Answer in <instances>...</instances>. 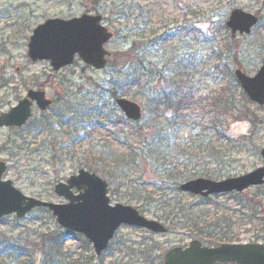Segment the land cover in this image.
<instances>
[{"label": "rangeland", "instance_id": "obj_1", "mask_svg": "<svg viewBox=\"0 0 264 264\" xmlns=\"http://www.w3.org/2000/svg\"><path fill=\"white\" fill-rule=\"evenodd\" d=\"M233 8L259 14L260 21L251 34L236 37L237 49L232 53L235 60H227L231 76L219 72L216 78L208 75V70H213L216 46L230 37L224 21ZM82 12L100 14L101 23L114 33L105 43L111 52L105 68L93 69L76 57L71 65L55 71L46 60L32 62L28 58V36L36 25L48 17L68 18ZM133 40L137 42L138 58L134 52L122 55ZM263 56L261 0H0V112L7 111L30 88H42L53 101L43 111L33 106L32 118L25 125L0 128V160L7 163L2 176L24 195L63 203L65 200L53 191L54 184L80 168L88 169L85 162L93 156L94 145L113 144L122 150L134 138L132 130L137 127L119 119L123 114L110 95L111 89L118 96L138 101L145 118L155 113L157 107L151 98L161 86L165 88V83L182 89L190 82L196 91L211 92L212 82H236L232 70L236 65L253 75ZM129 60L133 62L128 65ZM192 63L195 69L187 70L186 66L190 69ZM180 66L184 68L176 72ZM129 67H136V85L129 86L124 81ZM237 106L247 118L227 120L224 134L232 140L230 148H242L226 154L222 169L220 165L206 166L214 175L236 176L263 165L258 152L264 146V106L248 99ZM192 107L194 113L200 111L196 102ZM78 109L89 115L81 117ZM143 120L136 123L141 128H145ZM150 171L137 170L125 179L95 173L106 180L110 203L132 205L146 217L171 225L165 233L121 225L104 252L96 255L82 234L59 227L50 211L36 208L21 218L14 214L2 217L0 238L10 237L26 244L25 249L32 250V264H41L43 250L39 246L43 237L56 232L64 235L57 254L65 258L57 256L59 264H162L168 248L184 246L196 236L183 228L179 214L170 211L174 201L166 207L158 201L156 191L145 186L142 177L139 179L141 172L148 177ZM167 193L175 196L174 200L185 210L226 215L232 223L229 229L242 242L264 243V188L249 187L240 194H217L208 200L182 191Z\"/></svg>", "mask_w": 264, "mask_h": 264}, {"label": "water", "instance_id": "obj_2", "mask_svg": "<svg viewBox=\"0 0 264 264\" xmlns=\"http://www.w3.org/2000/svg\"><path fill=\"white\" fill-rule=\"evenodd\" d=\"M264 2V0H262ZM225 24L230 27L231 34L249 33L252 25L258 21L256 15L240 8L231 10ZM99 15L83 14L71 19L49 18L38 24L33 30L27 44L28 57L32 61L49 60L54 70L71 64L74 55L96 69L106 64L108 51L103 48L112 33L100 24ZM236 80L249 96L251 101L264 104V58L253 76L240 69L234 71ZM42 110L50 104L44 91L29 89L26 97L7 112H0V126L17 125L26 122L31 114L32 101ZM118 107L126 117L138 120L141 108L138 103L124 97L116 99ZM264 159V147L259 152ZM5 163L0 161V176L4 172ZM264 184V165L241 175L213 180L196 177L180 185L183 191L206 195L232 190L242 191L249 185ZM54 192L67 201L53 203L36 197L24 196L13 187L10 180L0 177V218L15 213L23 217L35 207H47L55 216L57 223L73 232L82 233L91 243L96 254H100L121 224H129L147 228L154 232H165L166 228L154 219H147L129 205L109 204L107 183L98 175L79 169L65 182L54 184ZM75 188L78 193H74ZM165 254V253H164ZM216 261L237 262L238 264H264V244L256 242L220 243L219 246H205L198 239L189 241L185 248L175 246L164 255L163 264H212Z\"/></svg>", "mask_w": 264, "mask_h": 264}, {"label": "trees", "instance_id": "obj_3", "mask_svg": "<svg viewBox=\"0 0 264 264\" xmlns=\"http://www.w3.org/2000/svg\"><path fill=\"white\" fill-rule=\"evenodd\" d=\"M142 36L144 37V35ZM131 43L130 48L121 53L129 55L134 52L137 57V42L133 40ZM236 46L235 39L229 37L224 38L222 43L216 46L212 54L211 66L213 70H211L212 72L208 70V75H214L217 78L219 72L222 74L228 72L231 76L227 60L229 57L235 60L232 53H236L235 49L237 48H234ZM130 61L133 62V60ZM191 69H195L194 64L188 70ZM135 72L136 67H133L125 74L127 77L124 81L129 86L137 84ZM212 84L214 88L211 89V92H206L197 98H194V95L199 92L191 86L188 92H184L176 98H174L176 95L172 96L170 89L169 91L162 87L159 88L154 94L158 102L154 111L166 110L170 114H163L161 118L156 119L153 116H147L144 123L145 128L134 125L137 127L135 131L132 130L134 138L122 150L114 148L113 144L94 145L93 156L85 163L89 170L99 172L106 178H130V175L137 170L143 171L144 169L147 173L151 169L148 177L142 175V172L140 173L139 179L142 177V183L149 186L150 190H155L159 197L158 201L166 207L171 205V201H174L170 211L179 214L178 217L182 219L183 228L188 229L191 235L199 237L209 244H216L222 241L239 240V236L234 235L229 229L232 225L231 219L216 211L203 215L201 210H196L195 213L193 210H185L186 208L182 207V204L174 200L175 196H169L167 193L168 190H172L174 193L179 192V182L188 177L194 178L201 175L217 178L229 175L228 173L214 175V171L207 169L206 166L212 165L214 168L218 165L221 166L224 162L222 159L226 157L227 153H232V149H236L235 152H237L242 148V146L230 148L232 140L224 134L226 128L224 124L227 120L234 122L247 118L243 112L237 111L235 108L237 103L245 100L246 97L236 82H212ZM110 95L116 97L117 93L111 89ZM198 99L200 102L204 101V105L201 107L202 111L191 114L193 112L191 102ZM184 110L189 112L184 113ZM78 113L82 114L81 117L89 115V113L85 114L82 109H78ZM119 119L127 122L123 116H120ZM155 120H159L161 123L156 125L154 124ZM182 129L186 130V137L179 135ZM222 168L223 166L220 169ZM147 192L151 193L148 190ZM63 237V234L57 232L53 235L46 234L43 237L39 246V249L43 250L41 264H59L56 257L65 258L57 254ZM25 245L17 240H11L10 237L1 236L0 264H32L30 260L32 250H26L27 246Z\"/></svg>", "mask_w": 264, "mask_h": 264}, {"label": "bare ground", "instance_id": "obj_4", "mask_svg": "<svg viewBox=\"0 0 264 264\" xmlns=\"http://www.w3.org/2000/svg\"><path fill=\"white\" fill-rule=\"evenodd\" d=\"M116 203H119V204H122V205H126V204H123V203H120V202H116Z\"/></svg>", "mask_w": 264, "mask_h": 264}]
</instances>
